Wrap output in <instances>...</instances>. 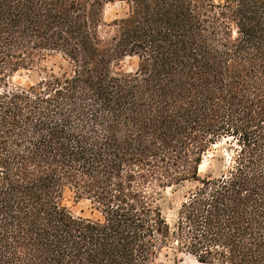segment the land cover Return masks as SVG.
<instances>
[{"label": "trees", "instance_id": "16d2710c", "mask_svg": "<svg viewBox=\"0 0 264 264\" xmlns=\"http://www.w3.org/2000/svg\"><path fill=\"white\" fill-rule=\"evenodd\" d=\"M224 141L226 170L201 176ZM185 184L169 225L162 194ZM171 246L264 264V0H0V264H150Z\"/></svg>", "mask_w": 264, "mask_h": 264}, {"label": "rangeland", "instance_id": "374dc122", "mask_svg": "<svg viewBox=\"0 0 264 264\" xmlns=\"http://www.w3.org/2000/svg\"><path fill=\"white\" fill-rule=\"evenodd\" d=\"M127 8L123 3L108 4L104 11V21L106 24L113 20L124 16ZM103 32L108 31L104 27ZM47 68L51 67V61L44 64ZM135 59H125L121 63V69L124 71H133L135 69ZM36 78V72L18 74L13 81L15 83L27 84ZM228 144L224 141L213 146L204 156L202 161V168L200 166L199 174L201 176L212 175L217 176L224 172L230 163L229 152H227ZM191 187L190 184H185L183 187L177 189H167L162 194L160 200V207L163 217L169 225H172L175 220L176 210L183 201L184 195ZM63 205L75 216L84 218L98 219L100 215L93 209L88 200L80 199L71 190L65 189L62 198ZM150 264H198L191 256L179 252L175 246L167 247L157 255V257Z\"/></svg>", "mask_w": 264, "mask_h": 264}, {"label": "bare ground", "instance_id": "6f19581e", "mask_svg": "<svg viewBox=\"0 0 264 264\" xmlns=\"http://www.w3.org/2000/svg\"><path fill=\"white\" fill-rule=\"evenodd\" d=\"M202 166H203V165H202ZM202 166H201V168H202ZM201 168H200V169H201Z\"/></svg>", "mask_w": 264, "mask_h": 264}]
</instances>
